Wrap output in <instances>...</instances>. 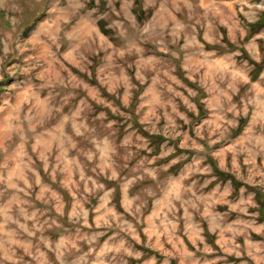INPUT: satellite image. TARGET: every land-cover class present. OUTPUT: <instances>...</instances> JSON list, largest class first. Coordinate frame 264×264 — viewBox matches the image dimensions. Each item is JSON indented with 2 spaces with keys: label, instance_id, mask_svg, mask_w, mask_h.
<instances>
[{
  "label": "rangeland",
  "instance_id": "374dc122",
  "mask_svg": "<svg viewBox=\"0 0 264 264\" xmlns=\"http://www.w3.org/2000/svg\"><path fill=\"white\" fill-rule=\"evenodd\" d=\"M0 264H264V0H0Z\"/></svg>",
  "mask_w": 264,
  "mask_h": 264
}]
</instances>
